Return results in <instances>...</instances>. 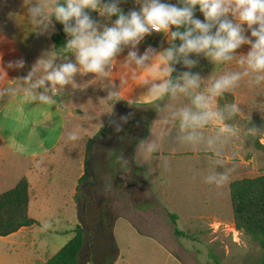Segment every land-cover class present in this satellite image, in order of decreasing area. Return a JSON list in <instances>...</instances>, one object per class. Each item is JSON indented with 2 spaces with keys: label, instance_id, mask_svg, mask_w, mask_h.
<instances>
[{
  "label": "rangeland",
  "instance_id": "374dc122",
  "mask_svg": "<svg viewBox=\"0 0 264 264\" xmlns=\"http://www.w3.org/2000/svg\"><path fill=\"white\" fill-rule=\"evenodd\" d=\"M55 2L57 0H47L48 7L44 12L47 19L37 16L33 21L28 16L27 8L40 4L41 0H30L27 6H23V0H0V46L6 42H13L16 48L25 49L29 67L36 65L43 76L46 75V71L43 64H38L39 61L51 59L53 66L59 61L55 54H51L50 41L51 35L57 32L49 21ZM142 2L143 0H129L127 4L118 1L117 5L127 14L131 10L138 11ZM160 2L177 7L185 6L183 0ZM194 18L204 20L201 12ZM94 21H97L100 31L114 23L108 17L99 15L98 10ZM177 30L183 33L186 29L185 26L179 29L173 27L170 32ZM215 31L216 28L213 27L211 34H215ZM170 32H153L147 36H155V41L159 42L160 47H164L165 52L170 47L178 49L182 43L178 38L171 39ZM245 34L250 36V32ZM66 38L67 41L71 39L69 35ZM249 47L242 45L232 54L231 60L220 62H214L203 53L199 55L191 53L186 58L177 55L176 62L171 65L175 75L179 76L178 83L183 84L182 76L187 72L200 77L199 87L188 88L184 92L170 91L168 97L164 94L167 99L163 108L171 120L180 119L181 109L198 111L193 104L194 97L199 94L210 96L209 89L217 79L240 74V79L224 91L228 97L222 96V106L220 110L217 108L216 112L219 114V125L224 127L223 131L226 129L240 133L243 143L249 149L246 160L250 166L247 173L240 176L256 177L264 175V148L256 147V141L264 146V79L257 81V76H264V72H253L246 63H240ZM69 54V57L76 59L73 50L70 49ZM185 59L192 61L193 66H187ZM178 63L180 65L175 69ZM78 79L81 80L83 87L73 94V103L100 122L107 107L101 106L98 95L103 93L108 96V91L103 86L102 75L92 73L74 75L73 81ZM233 105L236 106V110H233ZM120 107L122 116L106 136L111 135L115 140L119 135L117 131H123L121 134L123 136L118 140L126 149L124 165L119 167L120 171L117 169L111 171L112 169H108L106 165V157L100 145L94 149L95 159L91 171L95 173L96 178L89 182L97 183L100 180L99 192L107 190L106 193L112 196L113 203L111 199H109L111 203H107L105 195L101 197L99 192H94L87 209L83 192L89 190L83 187L82 191L80 184L77 207L80 220L85 226V233L77 264H257L260 255L257 243L236 231L233 222H226L232 218L228 182L218 188L204 180L216 167L217 162H213L211 153L210 156H194L195 158L192 157L193 154L178 153L165 155L170 158L167 161L161 160L160 163L153 160L146 170L149 183L155 192L153 202L142 188L129 190V185L135 183L129 150L132 142L140 135V129L135 128L132 137L129 135L125 137L124 133L128 131L127 128L134 129V126L140 125L141 121L133 118L131 112L140 115L141 110L127 104H121ZM192 131L180 130L177 135L169 136L166 146L170 144L171 146L166 148L180 151L196 146L213 150V138L208 139L203 131L194 130L195 139L187 140L186 137ZM181 135L184 138L182 141ZM154 143H158L156 137ZM219 169L216 172L225 170L220 167ZM243 171L245 169L241 172ZM110 173H113L112 176L109 175L111 181L106 184L104 177ZM157 173L162 175L161 182L156 179ZM233 174L232 172L230 183L234 180ZM235 178L239 176L236 175ZM33 182L37 185L35 180ZM116 185L117 190H110V186L117 187ZM38 194H41L39 202L33 204L34 201H31L29 206V216L37 219L35 220L37 224L25 228L21 234L0 237V264H43L72 237L73 228L70 226L75 222V206H69V193L64 189H53L47 192L38 191ZM32 196L33 193L31 199ZM162 208L167 214L161 210ZM85 209L86 214L83 213ZM168 214L177 216L175 226L170 222ZM103 215L108 216L109 222L102 221ZM198 216L204 217L196 218ZM174 228L187 237L175 236Z\"/></svg>",
  "mask_w": 264,
  "mask_h": 264
},
{
  "label": "crops",
  "instance_id": "0c3cea01",
  "mask_svg": "<svg viewBox=\"0 0 264 264\" xmlns=\"http://www.w3.org/2000/svg\"><path fill=\"white\" fill-rule=\"evenodd\" d=\"M228 18L234 19L231 15ZM148 49H153L155 54L150 55L144 66H138L134 59H129V53L135 52L137 58H139ZM34 53L36 54V52ZM163 53L164 47H160L159 42L155 41V36L146 35L135 48L131 45L124 46L122 51L114 57L111 64L105 66V70L101 75L108 96L102 93V95H98V100L101 106L107 108L104 107L106 109H104L103 120L99 122L97 118L91 117L73 103V94L83 87L81 86V80L78 79L74 82L73 77L72 83L63 87L57 85L52 88L47 82L45 86L33 87L44 76L39 72L36 65L29 67L26 50L16 48L13 42H6L0 46V194L13 188L24 177L28 182L27 214L29 216L31 201L36 204L35 202L38 203L40 200L41 194H38V191L47 192V190L64 189L70 195L69 206H75V222H73V226H68L73 229L77 225L85 228L83 221L80 220L75 195L78 192V181L84 175L86 144L98 131L104 128L108 129L110 133L113 125L122 116L121 104H127L135 109L155 106L149 116L145 135H139L134 140L135 143L133 141L130 146L131 166L133 167L135 183L129 185V190L133 189L135 191L140 187L153 202L155 192L146 174L147 166L152 164L153 160H158L160 163L161 160L167 161L170 158L165 155H176L178 153L193 154L192 157L211 155L213 162H217L219 159L225 162L227 167L234 168L232 176L234 180L244 178L240 175L247 173V169H249L250 164L246 160L249 149L243 143L240 133L226 129L223 131L224 127L219 125L218 116L204 126L195 129L205 132L208 139L213 138V150L196 146L180 151L166 148L171 146V144L166 146L169 136L177 135L181 129L180 119L171 120V117H168L166 110L163 108L167 98L163 95H154L150 91L153 83H160L165 78L169 79L170 74L165 75L162 72L165 64L170 63L163 59ZM51 54H54L53 50ZM55 56L59 60L55 66L67 62L77 63L74 57L62 59L57 55ZM21 60L24 62L22 68L7 67L9 62L14 63ZM34 67L37 70L32 75L33 82L32 80H23L22 78L27 77ZM77 67L80 69L78 64ZM83 74L90 73H84L80 69L75 75ZM92 74L96 75V73ZM178 82L179 76L175 75L173 85ZM41 94L48 96L51 103L39 100L38 97ZM51 95H56L59 98V103L55 102ZM168 96H170L169 93H167ZM210 96V108L216 112L218 96H212L211 93ZM131 116L136 117L133 112H131ZM135 127L134 129L131 127V130L124 133V136L129 135V137H132L135 134ZM218 128L220 130H216ZM108 132L93 141L88 156L87 173L81 183L82 191L83 187H87L89 190L83 192L87 209H89L93 193L99 192L101 187L100 180L97 183L89 182V180L96 178L95 173L91 171V165H94L95 159L94 149H97L100 145L106 157V165L108 169H112L111 171L116 169L120 171L119 167L124 165V162L123 165L114 167L110 165V160L113 159L114 154L118 157L123 154L125 158L126 149L124 150V145L118 140L123 136L121 135L123 131H117L119 135L115 140L111 135L110 137L106 136V134H109ZM117 132L115 131V133ZM74 136L77 139L73 140ZM155 137L158 140L157 144L154 143ZM141 141H144V143H141ZM172 145L174 146V143ZM242 169H245V171L241 172ZM216 170L219 171V167H215ZM158 173L156 179L161 182L162 175ZM109 175L112 176L113 173L105 175L106 184L111 181ZM236 175L239 178H235ZM32 179L36 181L37 185L34 184ZM229 184L230 182L227 184L228 187ZM117 189L118 186H110V190ZM106 192L107 190L99 193L101 197L105 195L107 203L110 202L109 199L113 203L112 196H108ZM32 193L33 198L31 199ZM131 202L129 201V203ZM144 202L146 203V201ZM87 209L83 211L84 214L87 213ZM161 210L167 214L165 209L162 208ZM202 217L204 216L196 218ZM29 218L37 220L34 217L29 216ZM101 218L102 221L109 222L108 216L103 215ZM226 222L232 223L233 219L226 220ZM23 230L25 228H21L13 234H21Z\"/></svg>",
  "mask_w": 264,
  "mask_h": 264
},
{
  "label": "clouds",
  "instance_id": "9594fccd",
  "mask_svg": "<svg viewBox=\"0 0 264 264\" xmlns=\"http://www.w3.org/2000/svg\"><path fill=\"white\" fill-rule=\"evenodd\" d=\"M29 4L30 0H23V6ZM183 4L185 6L177 7L170 3H161L160 0H143L138 11L131 10L125 14L115 2L104 3L101 6V0H65L64 4H60L57 0L53 6V15L63 24L64 32L71 37L67 41V48L73 50L77 63L67 62L53 66L51 59L39 61L38 64H43L46 75L33 87L44 86L46 82L52 88L57 85L63 87L72 83L74 75L80 69L84 73L101 74L105 66L111 64L124 46L131 45L135 48L146 35L153 32L168 33L171 28L179 29L181 26H185L186 29L183 33L179 30L170 32L171 39L178 38L182 41L180 47L178 49L170 47L163 53V59L170 62L162 69L165 75L174 71L171 63L176 62L177 55L186 58L191 53L197 55L203 53L214 62H220L231 60L232 54L242 45L250 47L240 63H246L253 72H264V0H183ZM197 6L204 16L203 21L194 18ZM47 7V0H41L40 4L28 7L29 18L33 21L37 16L47 19L44 14ZM88 10H98L101 16L117 18L111 27L105 26L100 31L97 21L91 18ZM229 15L234 19H229ZM46 27L47 24H45ZM213 27L216 28L215 34H211ZM246 32H250V36L246 35ZM152 54H155V51L148 49L143 56L137 58L136 53L132 52L129 53V59H134L138 66H144L145 61ZM184 62L189 67L193 66L192 61L185 59ZM23 66L22 60L9 62L7 65L8 68ZM36 70L37 68L34 67L28 76L22 79L31 81ZM182 79V85L179 83L173 85L168 78L162 79L160 83H153L150 91L154 95L161 96L170 91L184 92L188 88L199 87L198 75L192 76L185 72ZM239 79L240 74L223 76L213 83L209 92L212 96H218L231 88ZM261 79H264V76H257V81ZM38 98L43 102L51 103L50 98L43 94ZM210 99L211 96L196 95L193 104L198 111H192L189 108L179 111L181 131L193 130L186 137L187 140H194V130L219 115L211 110ZM232 107L236 110L235 105ZM72 139L77 138L74 136ZM216 167L225 170L221 172L213 170L205 176L204 180L219 188L229 182L234 168L227 167L225 162L219 159Z\"/></svg>",
  "mask_w": 264,
  "mask_h": 264
},
{
  "label": "trees",
  "instance_id": "16d2710c",
  "mask_svg": "<svg viewBox=\"0 0 264 264\" xmlns=\"http://www.w3.org/2000/svg\"><path fill=\"white\" fill-rule=\"evenodd\" d=\"M118 1L129 3V0H101V6L104 3H117ZM60 4H64L65 0H58ZM91 18L94 20L96 10H88ZM200 13L199 7L195 9V16ZM194 16V17H195ZM107 17V16H106ZM110 20L115 21L116 16L108 17ZM49 21L53 24L56 33L51 35L50 41L52 50L55 55L62 59L69 57V50L67 48V38L64 32V26L55 19L53 12L49 15ZM180 65L178 63L175 69ZM172 83L175 79V70L169 75ZM222 96L228 97V94L222 92L217 98V108L220 110ZM52 99L59 103V98L56 95H51ZM224 105V104H223ZM155 106H148L138 108L140 115H136L137 121L139 120L140 127L137 125L135 128L141 130V136H144L147 131L148 119ZM127 130H131L127 128ZM108 132L104 128L98 131L86 144L85 160H84V175L79 179L78 187L85 179L87 173L88 156L93 144V141ZM135 143V141L133 142ZM132 143V144H133ZM257 148H264L258 141H256ZM123 150V148H122ZM125 150V148H124ZM123 154L119 157L114 154L113 159L110 160L111 167L123 165ZM115 160V161H114ZM117 163V164H116ZM139 171V170H137ZM229 199L231 203L233 226L236 231L241 232L244 236L249 238L250 241L257 243L260 250V255L257 264H264V175L256 177H244L232 181L229 184ZM77 195H75V200ZM28 206V182L23 177L13 188L0 194V237H6L17 232L21 228L32 227L37 222L29 218L27 214ZM170 222L175 226L177 216L175 214H168ZM85 230L82 226L77 225L72 230V237L50 258L43 264H77L78 255L84 244ZM175 236L187 237L181 231L174 228Z\"/></svg>",
  "mask_w": 264,
  "mask_h": 264
}]
</instances>
